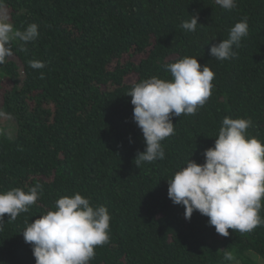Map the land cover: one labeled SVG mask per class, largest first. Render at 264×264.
<instances>
[{
  "label": "trees",
  "instance_id": "16d2710c",
  "mask_svg": "<svg viewBox=\"0 0 264 264\" xmlns=\"http://www.w3.org/2000/svg\"><path fill=\"white\" fill-rule=\"evenodd\" d=\"M236 3L226 10L216 0H6L9 22L21 31L36 23L39 36L13 41L14 55L0 64V117L15 122L11 133L0 126V192L40 184L42 195L15 221L5 214L0 264H36L26 221L75 193L111 215L110 240L89 264L264 262V224L223 237L198 211L185 219L167 194V180L189 158L204 163L225 117L251 118L247 137L264 145V0ZM194 14L201 25L183 29ZM245 17L237 55L212 57L211 45ZM185 56L215 73L211 96L195 115L173 117L164 159L137 167L146 145L127 94L152 76L170 80L164 66ZM32 60L46 66L33 69Z\"/></svg>",
  "mask_w": 264,
  "mask_h": 264
},
{
  "label": "clouds",
  "instance_id": "9594fccd",
  "mask_svg": "<svg viewBox=\"0 0 264 264\" xmlns=\"http://www.w3.org/2000/svg\"><path fill=\"white\" fill-rule=\"evenodd\" d=\"M216 3L226 10L237 7L236 0H216ZM198 19V14H194L181 27L194 32L200 24ZM9 21L6 0H0V64L14 55L13 41L27 44L39 36L36 23L21 31ZM247 35L245 17L229 30L227 39L211 45L210 55L220 61L234 58L237 55L234 47H240ZM29 66L43 69L46 65L32 60ZM164 67L171 73L170 80L152 76L135 83L127 94L134 106L132 119L141 129L146 145L143 152L137 153V167L165 158L161 142L175 134L173 117L195 115L214 87L215 73L195 57L185 56ZM40 78H44L43 73ZM251 126V118L225 117L214 145L203 154L204 163L189 158L167 180L168 197L173 204L184 207L185 219L190 220L194 211H198L208 217V224L223 237L229 236V229L246 233L264 224L259 214L264 200V145L255 137H247ZM41 195L40 184L27 191L13 188L0 192V231L5 214L9 222L15 221ZM110 221L106 206H93L89 198L75 193L59 198L54 210L33 222L26 221L22 234L25 243L32 246L36 264H89L95 249L110 240ZM224 259L232 261L233 254L225 251Z\"/></svg>",
  "mask_w": 264,
  "mask_h": 264
},
{
  "label": "rangeland",
  "instance_id": "374dc122",
  "mask_svg": "<svg viewBox=\"0 0 264 264\" xmlns=\"http://www.w3.org/2000/svg\"><path fill=\"white\" fill-rule=\"evenodd\" d=\"M14 120L10 117V116H7V115H3L0 117V126L1 127H8L7 131L8 132H12L13 131V128H14ZM258 264H264V262H259L258 261Z\"/></svg>",
  "mask_w": 264,
  "mask_h": 264
}]
</instances>
